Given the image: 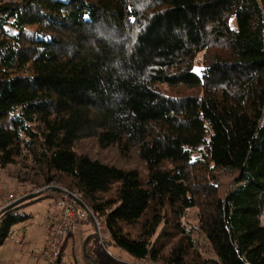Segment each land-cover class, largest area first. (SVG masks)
I'll return each instance as SVG.
<instances>
[{
  "label": "trees",
  "instance_id": "trees-1",
  "mask_svg": "<svg viewBox=\"0 0 264 264\" xmlns=\"http://www.w3.org/2000/svg\"><path fill=\"white\" fill-rule=\"evenodd\" d=\"M0 121V170L26 151L134 259L264 264V0H0ZM26 206L0 216V249Z\"/></svg>",
  "mask_w": 264,
  "mask_h": 264
},
{
  "label": "rangeland",
  "instance_id": "rangeland-1",
  "mask_svg": "<svg viewBox=\"0 0 264 264\" xmlns=\"http://www.w3.org/2000/svg\"><path fill=\"white\" fill-rule=\"evenodd\" d=\"M5 123L6 121H0V126H6ZM77 149L81 153L118 167L145 171L144 164L134 151L122 154L116 147L102 149L95 139L82 140L78 143ZM220 177L223 195L230 188L235 173L224 171ZM49 187L71 189L63 182L46 183L43 173L34 165L26 151L17 164L0 170V196H5L4 192H14L19 198L38 195L26 201L28 202L26 211L30 212L32 218L13 228V234L0 249V264H48L46 251L48 231L44 226V216L54 203L45 193ZM263 216L264 213L262 215L264 224ZM95 218L91 213V217L82 224L78 233L72 236L74 240L69 243L61 264H154L148 260L138 261L113 244L110 245L106 233L96 226ZM182 224L192 229L198 250L204 257H213L212 249L199 228L197 208L187 212Z\"/></svg>",
  "mask_w": 264,
  "mask_h": 264
},
{
  "label": "built area",
  "instance_id": "built-area-1",
  "mask_svg": "<svg viewBox=\"0 0 264 264\" xmlns=\"http://www.w3.org/2000/svg\"><path fill=\"white\" fill-rule=\"evenodd\" d=\"M45 193L54 201L51 209L46 211L44 216V226L48 231L47 259L48 264H58L62 258L66 240L78 233L82 224L91 217V211L78 192L49 187ZM4 194L5 196H0V216L20 199L14 192H4ZM96 226L107 236L109 235L104 224L97 219Z\"/></svg>",
  "mask_w": 264,
  "mask_h": 264
},
{
  "label": "water",
  "instance_id": "water-1",
  "mask_svg": "<svg viewBox=\"0 0 264 264\" xmlns=\"http://www.w3.org/2000/svg\"><path fill=\"white\" fill-rule=\"evenodd\" d=\"M36 197H38V195H33V196H31V197H23V198H20L16 203H14L13 205H11L10 207H8L6 210H8V209H10V208H12V207H15V206H17V205H20V204H22V203H24V202H26V201H28L29 199H32V198H36ZM5 210V211H6Z\"/></svg>",
  "mask_w": 264,
  "mask_h": 264
},
{
  "label": "crops",
  "instance_id": "crops-1",
  "mask_svg": "<svg viewBox=\"0 0 264 264\" xmlns=\"http://www.w3.org/2000/svg\"><path fill=\"white\" fill-rule=\"evenodd\" d=\"M47 197H49V196H47ZM51 207H52V206H51ZM26 212H27V211H26ZM27 213H30V212H27ZM47 238H48V237H47ZM73 238H74V237H71L70 239H68V242H67L66 248L64 249V253H63L64 255H65V251H66V249L68 248L69 243H70V242H73V240H74ZM64 255H63V257H64ZM63 257H62V260H63Z\"/></svg>",
  "mask_w": 264,
  "mask_h": 264
},
{
  "label": "bare ground",
  "instance_id": "bare-ground-1",
  "mask_svg": "<svg viewBox=\"0 0 264 264\" xmlns=\"http://www.w3.org/2000/svg\"><path fill=\"white\" fill-rule=\"evenodd\" d=\"M263 221H264V216H263Z\"/></svg>",
  "mask_w": 264,
  "mask_h": 264
}]
</instances>
